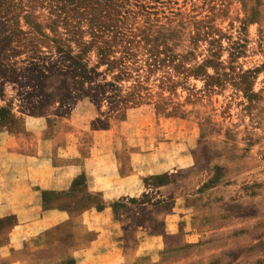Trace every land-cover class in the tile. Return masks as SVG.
Segmentation results:
<instances>
[{"label": "rangeland", "instance_id": "374dc122", "mask_svg": "<svg viewBox=\"0 0 264 264\" xmlns=\"http://www.w3.org/2000/svg\"><path fill=\"white\" fill-rule=\"evenodd\" d=\"M15 143L86 171L38 195L69 216L51 241L0 264H77L106 208L117 264H264V0H0Z\"/></svg>", "mask_w": 264, "mask_h": 264}, {"label": "crops", "instance_id": "0c3cea01", "mask_svg": "<svg viewBox=\"0 0 264 264\" xmlns=\"http://www.w3.org/2000/svg\"><path fill=\"white\" fill-rule=\"evenodd\" d=\"M13 146H16V143L10 147L0 148V219L15 215L17 220V223L4 234L9 242L0 245V255L5 258L13 256L14 251L28 252L27 245L34 239L43 237L47 243L51 241L56 226L69 216L58 211L42 213L38 195L45 190H57L68 179L86 171L77 166L68 155L63 156L65 162L63 160L56 162L52 157H42L40 153H29ZM88 173L93 175L91 188L103 189L104 187L97 182L99 172ZM105 178L108 184L119 178L124 179V176L118 172H111ZM81 215L89 220L98 219L99 222L98 227L92 230L95 232V239L89 247L83 251L78 249L72 252L78 257L77 264H117L116 261L122 254L118 252L117 236L114 235L112 228L108 227L111 224L109 209L101 212L89 209ZM104 218L105 220H102ZM102 223H105L104 227ZM50 233L52 234L47 237ZM33 251L35 250H30ZM10 264L31 263L17 258Z\"/></svg>", "mask_w": 264, "mask_h": 264}]
</instances>
